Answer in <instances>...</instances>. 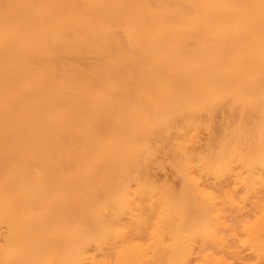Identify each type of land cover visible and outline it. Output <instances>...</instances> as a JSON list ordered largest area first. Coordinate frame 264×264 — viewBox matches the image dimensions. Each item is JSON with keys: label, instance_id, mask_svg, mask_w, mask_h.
Returning <instances> with one entry per match:
<instances>
[{"label": "bare ground", "instance_id": "obj_1", "mask_svg": "<svg viewBox=\"0 0 264 264\" xmlns=\"http://www.w3.org/2000/svg\"><path fill=\"white\" fill-rule=\"evenodd\" d=\"M0 264H264V0H0Z\"/></svg>", "mask_w": 264, "mask_h": 264}, {"label": "rangeland", "instance_id": "obj_2", "mask_svg": "<svg viewBox=\"0 0 264 264\" xmlns=\"http://www.w3.org/2000/svg\"><path fill=\"white\" fill-rule=\"evenodd\" d=\"M168 172L169 174H170V171L167 169V170H163V171H161L162 173H165V172Z\"/></svg>", "mask_w": 264, "mask_h": 264}]
</instances>
